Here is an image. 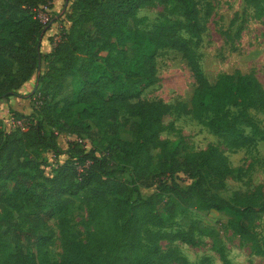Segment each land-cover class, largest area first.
Wrapping results in <instances>:
<instances>
[{
  "label": "trees",
  "instance_id": "16d2710c",
  "mask_svg": "<svg viewBox=\"0 0 264 264\" xmlns=\"http://www.w3.org/2000/svg\"><path fill=\"white\" fill-rule=\"evenodd\" d=\"M153 1L170 3L180 18L161 20L152 29L137 26L136 10ZM41 2L0 0V99L17 95L35 72L32 96L36 100L32 112L11 113L24 127L7 129L0 119V264L175 261L180 257L172 250L162 251L159 240L193 243L194 223L174 231L159 228L172 220L179 206L188 204L236 213L233 229L246 234L253 217L264 211V199L235 204L221 196L217 188L231 168L217 146L179 152L173 141L159 136L163 116L172 106L160 99L141 98L142 91L158 79L155 55L159 47L177 49L187 59L196 84L190 106L177 102L174 110L204 120L228 147L264 140V129L249 112L250 108L264 110L259 81L235 70L219 73L210 82L201 69L195 50L203 29L197 1L70 0L68 26L52 41L46 67L39 72V40L48 25L35 11ZM120 109L135 117L130 122L132 138L118 139L128 145L124 157L133 170L129 181L118 174L127 163L116 161L112 150L78 141L62 149L57 141L60 132L87 137L90 131L104 133L110 125L115 137ZM151 149H157L155 178L161 176V186L172 191L169 199H164L160 188L140 194L137 178L150 169L138 167L139 159L151 161ZM48 150L54 157L65 153L63 159H55L51 175L41 167V154ZM179 171L188 180L184 185L175 180ZM90 184L94 186L86 197L92 201L89 222L82 238L75 239L67 206L72 195ZM50 218L57 220L61 245L56 261L49 259L45 248L51 241Z\"/></svg>",
  "mask_w": 264,
  "mask_h": 264
},
{
  "label": "rangeland",
  "instance_id": "374dc122",
  "mask_svg": "<svg viewBox=\"0 0 264 264\" xmlns=\"http://www.w3.org/2000/svg\"><path fill=\"white\" fill-rule=\"evenodd\" d=\"M196 1L203 29L195 50L206 78L213 82L219 73L239 70L242 73L252 74L264 89V0ZM69 3L70 0H43L35 8L36 14L42 21L48 20V25L45 26L39 40L42 53L38 63L39 72L46 67V55L51 49L52 41L56 39L62 28L68 26L66 13L69 10ZM177 18H180V15L172 10L171 4L160 1L144 4L138 7L135 13V23L143 29H152L157 22L164 19ZM181 33L188 36L183 30ZM155 64L158 79L142 91L141 98L160 99L172 106L163 116V126L159 130V136L173 141L179 152H182V149H201L208 144L216 145L231 168L229 176L223 179V185L217 188L218 193L235 204L250 198L264 199V140L256 139L249 145L228 147L209 129L204 120L174 110L173 105L177 102L190 106L196 84L192 71L187 59L179 50L166 46L157 50ZM34 83L35 72L21 84L17 95L9 96L10 104L7 103L2 108L0 106V119L5 127L11 119L12 111L28 114L34 109L36 102L32 96ZM249 112L264 129V110L250 108ZM117 119L115 137L113 126L110 125L104 128V133L90 131L87 137L60 132L57 141L62 149H67L72 142L78 141L79 144L86 143L87 146L96 145L101 149L112 150L114 157L118 159L116 161L127 163L118 174L122 180L129 181L133 170L124 157L128 152L126 150L128 145L118 139L132 138L130 122L135 117L120 109ZM245 131H248V127H245ZM150 152L153 154L151 161L140 158L138 164V167L150 169L137 178L142 196L151 194L159 188L164 189L162 183L158 181V177L161 176L155 178L157 170L153 161L156 159L157 149H151ZM64 157V152L54 157L51 150L44 151L41 154V167L44 173L51 175L54 162ZM174 175L180 185L188 182L186 175L181 171ZM208 177L215 180L211 174ZM146 180L150 183L142 184L141 181ZM93 186L90 184L86 189L72 195L73 200L67 206L66 217L71 235L75 239L82 238L85 233L84 227L89 222L92 201H86V197L92 193L90 187ZM163 191L164 199H169L172 191L166 188ZM237 217L236 213L229 210L198 209L192 204L179 206L172 220L159 229L172 231L186 229L193 221L195 241L188 243L178 238L172 240L161 238L159 245L162 251L172 250L180 257L165 264H264V211L258 212L253 217L244 235L238 234L233 229L231 221L236 220ZM48 228L51 241L45 248L49 259L56 261L61 253V245L55 218L48 220Z\"/></svg>",
  "mask_w": 264,
  "mask_h": 264
},
{
  "label": "built area",
  "instance_id": "2783aa9c",
  "mask_svg": "<svg viewBox=\"0 0 264 264\" xmlns=\"http://www.w3.org/2000/svg\"><path fill=\"white\" fill-rule=\"evenodd\" d=\"M33 99H34V96H33ZM14 126L24 127L25 126V123L20 118H13V117H11V119L9 120V122L6 125V128L9 129V128H12ZM84 145H87V144L85 143Z\"/></svg>",
  "mask_w": 264,
  "mask_h": 264
},
{
  "label": "crops",
  "instance_id": "0c3cea01",
  "mask_svg": "<svg viewBox=\"0 0 264 264\" xmlns=\"http://www.w3.org/2000/svg\"><path fill=\"white\" fill-rule=\"evenodd\" d=\"M7 103H11V99L9 98V99H0V106H1V108L3 107V106H5ZM17 110H19L18 108H16Z\"/></svg>",
  "mask_w": 264,
  "mask_h": 264
},
{
  "label": "water",
  "instance_id": "95a60500",
  "mask_svg": "<svg viewBox=\"0 0 264 264\" xmlns=\"http://www.w3.org/2000/svg\"><path fill=\"white\" fill-rule=\"evenodd\" d=\"M39 63V62H38Z\"/></svg>",
  "mask_w": 264,
  "mask_h": 264
}]
</instances>
